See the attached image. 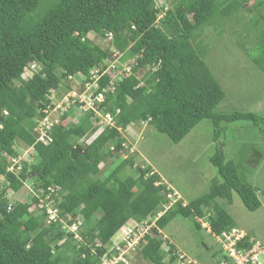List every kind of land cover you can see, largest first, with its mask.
<instances>
[{"label":"trees","instance_id":"trees-1","mask_svg":"<svg viewBox=\"0 0 264 264\" xmlns=\"http://www.w3.org/2000/svg\"><path fill=\"white\" fill-rule=\"evenodd\" d=\"M263 6L264 0H172L168 9L160 0H0V264H104L122 227L132 220L142 225L160 214L144 237L142 259L177 264L185 255L197 261L162 237L176 218L192 219L198 233L207 230L205 219L213 237L236 226L218 200L231 204L235 192L250 211L260 209V190L242 170L261 165L259 144L241 145L238 163L227 160L217 146L210 163L222 181L214 179L207 194L186 205L182 199L173 202L175 190H168L157 172L133 168L132 160H121L105 179L96 177L106 159L129 153L123 131L132 124L149 122L174 144L204 121L213 125L215 141L228 132L247 133L248 126L264 138V115L220 109L226 92L198 43V31L207 25L244 21L240 37L245 40L239 45L264 72V26L257 25L264 22ZM92 33L109 40L110 47L91 40ZM116 53L132 69L113 82L106 71ZM97 70L98 89L92 78ZM28 71L33 77H24ZM87 89L94 98L104 93L97 111L70 108L48 129L49 142L41 141L36 127L53 113L57 99ZM99 113L112 116V124ZM13 159H20L18 174L9 171ZM31 179L39 180L33 184L35 194L9 211L5 193H18ZM58 187L59 194L52 192ZM49 202L58 219L85 218L78 239L60 220L48 223ZM117 254L114 250L108 257Z\"/></svg>","mask_w":264,"mask_h":264},{"label":"rangeland","instance_id":"rangeland-1","mask_svg":"<svg viewBox=\"0 0 264 264\" xmlns=\"http://www.w3.org/2000/svg\"><path fill=\"white\" fill-rule=\"evenodd\" d=\"M171 1L160 0V5H164L168 9L171 6ZM262 14H264V6L261 10V17ZM161 17L162 15H160ZM256 22L257 19L255 20ZM246 24L244 21L233 22L231 20L225 21L221 25H207L198 31L199 37L201 36L198 43L200 51H202L201 54L203 55L206 52V62L226 92V99L220 105V109L226 113L244 110L264 115V72L243 53V51L245 53L246 51L242 49L244 37H240L242 34L241 27ZM257 25L263 27L264 22L260 20V23ZM234 29L236 33L233 32ZM251 36L254 37V35ZM89 38L96 43H100L105 49L110 47L109 40L103 41L96 34H90ZM120 60L118 63H110L111 60L108 62L110 68L108 74L111 75L113 82L122 76L125 66L129 64H121ZM116 66L117 69L115 68ZM120 66L124 67L122 72L118 70ZM27 76L31 77L33 74L30 72ZM77 81L81 82L80 79ZM61 101L60 98L57 99V104H61ZM55 113L54 111L52 116L54 122L59 120L60 117V114L59 116H55ZM99 115L104 120L106 119L102 114L99 113ZM47 120L50 121V117ZM105 123L110 122L107 120ZM102 129L103 127H101L100 131ZM229 133L231 132L221 136L219 141H215V129L213 125L204 121L181 143L174 144L166 135L156 131L154 126L149 122L132 124L126 131H123L129 153L121 154L120 158L109 157L106 159L100 166V175L96 178L105 179L112 173L121 160L128 159L134 162L133 168L151 167L154 172H157L161 176L164 182L172 186L170 188L177 190L181 194L184 201H193L209 192L214 179L222 181L217 169L210 163V158L213 156L217 146L223 148L227 160H234L237 163V156L240 159L238 151L241 145L246 144L245 142L252 145L259 144L264 149L263 134L258 128L256 130L248 126L247 133L245 132L241 135L239 132H236L234 135ZM91 140L92 138H89L87 142L90 143ZM28 160L31 161L32 158H28ZM245 167L242 170L247 172V181L262 191L259 194L262 207L257 211H250L236 193L233 194L231 205L227 200H218V202L233 216L237 227L249 232L264 247V158L256 170L248 166ZM130 169L131 166L125 172L129 173ZM38 181V179L27 181L18 193H12V191L6 192V199L10 204L29 202L30 195L35 190L33 184ZM64 195L59 197L60 200L64 199ZM77 218L80 217L78 216ZM202 221L203 227L207 230H205V233H198L193 230L194 222L192 219L178 217L161 233L162 237L168 240L169 243L175 244L184 254L192 259H196L199 264H220L219 259L221 255H218L217 258L215 256V253L220 249L219 243L210 236L212 232L210 224L205 219H202ZM135 226H137L135 229L137 234H145L148 231H145L146 226H138L132 221L123 227V230H128ZM121 235L122 229L116 238L121 237ZM203 244L209 246L210 250ZM142 249L140 247L132 251V264H152L142 259L140 255Z\"/></svg>","mask_w":264,"mask_h":264},{"label":"built area","instance_id":"built-area-1","mask_svg":"<svg viewBox=\"0 0 264 264\" xmlns=\"http://www.w3.org/2000/svg\"><path fill=\"white\" fill-rule=\"evenodd\" d=\"M111 34L109 35V38L111 39ZM115 61H112V63H118L120 57L118 54H115ZM111 63V62H110ZM117 68V66L115 67ZM110 68L108 67V71ZM124 70L126 72L131 71V66L127 65L125 66ZM106 71V72H108ZM95 72V73H94ZM104 72V73H106ZM121 72V71H120ZM100 74L97 71H93V84L96 89L95 83H97V80L100 78ZM91 90L89 93V89L87 91L79 94L77 91H73L69 94H67L61 101V104H57L55 109L53 110L57 112L58 110H61V114L63 112L68 111L70 108L78 106L79 109H81L84 112L88 111H97V106L104 102V93L100 92L97 97H93L91 94ZM60 106V107H59ZM66 110V111H63ZM107 118L109 122L112 121V118L107 115ZM46 120V121H45ZM54 121H48L47 118H45L39 125L36 127V131L40 134V140L43 141L45 144L49 142L47 140V131L48 129H51ZM14 165H12L9 168L10 172H13L15 174H18L20 170H22L21 166L16 167L17 164L20 163V159H13ZM4 179H0V189L3 188ZM52 192H57L60 190V188H53ZM33 194H35V191H32ZM58 193V192H57ZM59 194V193H58ZM61 195H59L60 197ZM174 195H170V198L173 199ZM49 202L47 205L48 209V223L49 222H57L60 220L62 222L63 229H66L67 231L74 233V238L80 237V235L77 233L79 227L82 225L84 218L80 217H68V219H58V211L57 209H54L50 205ZM12 209V204L9 205L8 210L10 211ZM138 225V224H136ZM153 225V223H152ZM152 225H149L148 222H145L144 224L140 226H146L145 231L149 230ZM139 226V225H138ZM137 226L129 228L128 230H123L121 237L115 238L113 240V244L111 245V249L109 253L106 254L104 258V264H119L121 262L128 263V259L124 258L125 254H131L132 251L137 249V246L140 244V238L143 237L144 234L136 233L135 229ZM147 233V232H146ZM145 233V234H146ZM215 239L219 243V247L221 248L222 252V259L220 264H264V247L261 245L259 241H253L252 239L249 240L250 246L246 248L244 246V243L246 242L248 238V234L240 228H233L230 231L224 232L220 236L214 235ZM117 251L118 254L114 255L112 257H108V255L112 251ZM177 264H199L197 261L191 260L187 258L185 255H180L178 259Z\"/></svg>","mask_w":264,"mask_h":264},{"label":"clouds","instance_id":"clouds-1","mask_svg":"<svg viewBox=\"0 0 264 264\" xmlns=\"http://www.w3.org/2000/svg\"><path fill=\"white\" fill-rule=\"evenodd\" d=\"M116 60V59H115ZM115 60H111L110 62H112V61H115ZM109 62V61H108ZM108 62H107V66L109 65L108 64ZM131 63H134V61H132ZM128 65H130L131 66V64L129 63ZM109 67V66H108ZM118 68H120V67H118ZM117 69V68H116ZM131 69H132V66H131ZM32 71H35L36 72V68H35V66H32ZM28 73H30V71H28L26 74H25V78H28ZM32 74L34 75V72H32ZM33 77V76H32ZM72 78V77H71ZM53 114L54 113H52V114H49L47 117H45V118H49L50 117V121H54L53 119H52V116H53ZM110 116V115H109ZM106 117V119H105V121H107L108 120V118H107V115L105 116ZM111 118H112V116H110ZM44 118V119H45ZM113 121V120H112ZM112 121L110 122V123H108V124H112ZM162 182L163 183H165V184H167V186H168V190H170V189H172V188H170V184L168 185V183H166V182H164L163 181V179H162ZM160 184H162V183H157V185H160ZM172 187V186H171ZM175 190V189H174ZM235 193V192H234ZM233 193V194H234ZM237 194V193H236ZM258 194V193H257ZM172 195H174V197H173V202H175L174 200L176 199V200H180V199H182V200H184L183 199V197L181 196V194L177 191V190H175L174 191V193L172 194ZM239 196V195H238ZM258 198H259V194H258ZM172 202V203H173ZM172 203H171V205H172ZM186 201H184V204L186 205ZM162 214H160V215H158V217L156 218V217H154V219L152 220V219H150L151 221H152V223H153V225L151 226V228L152 227H154L155 226V224H156V221H157V219L161 216ZM78 216H80V217H82V218H84L81 214H79ZM77 216V217H78ZM84 220H85V218H84ZM150 220H148V222H150ZM132 222H134V224H138L139 226H140V224L138 223V222H136V221H134V220H132ZM202 224H203V221H202ZM130 225H132V224H130ZM150 225V224H149ZM151 228H150V230H151ZM233 228H239V227H237V226H235V227H233ZM232 228V229H233ZM122 229V231H123V227L121 228ZM120 229V230H121ZM241 229V228H240ZM119 230V231H120ZM210 230L212 231V229H211V226H210ZM245 231V230H244ZM247 234H248V237L250 236L249 235V233L247 232V231H245ZM118 233L119 232H117L116 233V235L114 236V238H113V240L116 238V236L118 235ZM149 233V230L147 231V233L146 234H144L143 235V237L142 238H140V244L137 246V248L139 249L140 247H144V246H146L147 245V240L146 241H144V237L147 235ZM210 234H212V232L210 233ZM213 238H215L214 236H213ZM249 239H252L253 241H257L256 239H254L253 237H251V238H249ZM113 240H112V242H113ZM219 250H221V248L219 249ZM133 253V252H132ZM131 253V254H132ZM222 257L223 256H221V258H220V262H221V259H222ZM131 258L132 257H130V259H128V263H126V262H124L125 264H132V262H131ZM122 263V262H121Z\"/></svg>","mask_w":264,"mask_h":264},{"label":"crops","instance_id":"crops-1","mask_svg":"<svg viewBox=\"0 0 264 264\" xmlns=\"http://www.w3.org/2000/svg\"><path fill=\"white\" fill-rule=\"evenodd\" d=\"M242 111H244V110H242ZM247 112H248V111H247ZM253 113L256 114L255 112H253ZM254 186H255V185H254ZM259 190H260V189H259ZM261 192H262V191H258V194H261ZM259 200H261V198H259ZM232 202H233V200H232ZM231 204H232V203H231ZM231 204H230V205H231ZM230 205H229V206H230ZM232 217H233V216H232ZM234 222H235V221H234ZM235 225H236V224H235ZM239 228H240V227H239ZM241 229H242V228H241ZM243 230H244V229H243ZM248 233H249V232H248ZM249 235H251V234L249 233ZM251 236H252V235H251ZM252 237H253V236H252ZM253 238H254V237H253ZM254 239H255V238H254ZM219 261H220V259H219ZM218 264H219V263H218Z\"/></svg>","mask_w":264,"mask_h":264}]
</instances>
